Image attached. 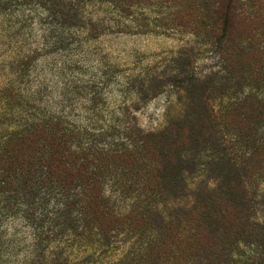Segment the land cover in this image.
<instances>
[{"label":"trees","instance_id":"trees-1","mask_svg":"<svg viewBox=\"0 0 264 264\" xmlns=\"http://www.w3.org/2000/svg\"><path fill=\"white\" fill-rule=\"evenodd\" d=\"M188 1L0 0V14L16 18L22 36H45L41 47L66 57L63 74L75 69L74 51L89 39L68 36L92 35L87 25L96 5L107 6L101 21L117 25L138 5L168 4L173 25L217 36L222 46L233 42L234 19L255 22L240 0ZM224 48L229 65L243 63L239 52ZM37 51L21 66L32 67ZM182 59L181 53L173 59L167 85L187 94V106L159 130L110 109L107 75L84 73L77 80L80 119L62 98L54 106L24 105L23 115L14 110L10 124L0 123V264H264V202L261 209L256 200L262 184L252 182L264 170V98L241 89L229 100L216 90V111L202 113L214 81L201 84ZM71 89L72 82L68 95ZM203 115L216 118V133L224 128L245 150L205 197L175 205L170 198L183 182L184 152L210 137Z\"/></svg>","mask_w":264,"mask_h":264},{"label":"rangeland","instance_id":"rangeland-1","mask_svg":"<svg viewBox=\"0 0 264 264\" xmlns=\"http://www.w3.org/2000/svg\"><path fill=\"white\" fill-rule=\"evenodd\" d=\"M240 1L244 12L255 22L234 19L233 42L223 46L216 41L217 36L216 39L196 36L173 25V8L168 4L138 5L130 19L119 18L117 25L101 21L106 5L93 6L95 21L87 25L92 35L68 36L74 41L89 39L74 51L75 69L66 74L61 72L66 57L39 44L45 36H22L17 19L9 20L12 17L0 14V123L10 124L11 116L23 115L24 105H39L44 101L51 104L53 100L54 106L62 98L73 104L75 115L80 119L83 113L78 110V101L84 93L77 80L84 73L88 78L95 74L107 75L109 85L103 94L110 109L119 108L127 120L145 129L159 130L181 115L187 106V94H178L167 85L174 69L172 61L180 53L183 59L179 62L184 63L186 70L199 73L201 84L209 86L214 81V89H206L208 99L198 107L202 113L211 108L216 111V90L221 98L229 100L241 89L252 97L264 98V0ZM227 46L243 57L241 65H229L224 60ZM36 48L38 58L32 67H22L21 58ZM180 64L178 68L182 67ZM146 72L150 74L147 76ZM71 82L72 94L68 95L65 87ZM226 87H230L229 90L224 89ZM199 94V90L194 91L191 97ZM14 110L15 114H11ZM201 117L202 127L210 132V137L184 152L183 182L170 198L175 205L186 206L205 197L221 181L230 162L241 160L245 150L224 128L216 133V118ZM252 182H259L258 187L262 184L256 200L263 209L264 170L254 176Z\"/></svg>","mask_w":264,"mask_h":264}]
</instances>
